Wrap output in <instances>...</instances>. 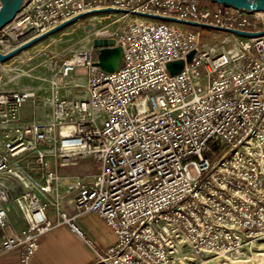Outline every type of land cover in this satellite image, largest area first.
<instances>
[{
    "label": "built area",
    "instance_id": "obj_1",
    "mask_svg": "<svg viewBox=\"0 0 264 264\" xmlns=\"http://www.w3.org/2000/svg\"><path fill=\"white\" fill-rule=\"evenodd\" d=\"M102 8L264 30V12L201 0H28L0 31V51ZM123 14L129 20L120 29L99 28L51 80L42 100L49 120L21 121L35 90L0 92V229L10 232L0 255L20 248L19 264H31L42 235L59 225L96 250L93 264H188L264 235V34L226 32L236 40L227 37L218 50L202 42L201 27ZM95 38L123 48L120 69L95 65ZM180 60L183 70L171 74L168 64ZM79 68L85 86L71 80ZM77 87L84 94L65 95ZM83 156L100 163V172L65 185L59 168ZM16 185L22 190L15 194ZM12 202L27 220L20 230L9 217ZM85 214L103 218L115 241L97 248L80 225Z\"/></svg>",
    "mask_w": 264,
    "mask_h": 264
},
{
    "label": "rangeland",
    "instance_id": "obj_2",
    "mask_svg": "<svg viewBox=\"0 0 264 264\" xmlns=\"http://www.w3.org/2000/svg\"><path fill=\"white\" fill-rule=\"evenodd\" d=\"M201 4L212 8L221 6L212 0H206V2L201 0ZM128 20L129 17L124 16L123 13L111 12L89 15L22 50L0 64V92L22 89L35 90L38 94L36 101L43 102V97L52 93L51 80L59 75L58 71L63 63L73 59L78 49L90 47L93 37H96L99 32V28L113 31L120 29ZM90 25L93 26L92 29H88ZM201 40L205 45L211 42L217 44V49L220 50L224 41L227 40L231 43L236 40V37L228 35L224 31L203 28ZM77 71L82 72L81 74L84 73L86 79L83 69L79 68ZM76 72L73 75L76 76ZM75 78V83L80 85L79 77ZM84 92L83 87L74 89V94L82 95ZM27 104L35 107L36 102ZM87 165L89 172L101 170V164L94 162L92 158L87 159ZM21 190L19 185L15 186V194ZM223 263L264 264V235L250 239L242 248L230 254H203L199 257L193 256L192 259L188 260V264Z\"/></svg>",
    "mask_w": 264,
    "mask_h": 264
},
{
    "label": "crops",
    "instance_id": "obj_3",
    "mask_svg": "<svg viewBox=\"0 0 264 264\" xmlns=\"http://www.w3.org/2000/svg\"><path fill=\"white\" fill-rule=\"evenodd\" d=\"M81 73L82 72L77 71L76 76L73 75L71 80L75 83V77H79L78 79L81 83L80 86H85L87 78L85 79L84 73ZM74 89L75 88L67 89L65 95L67 97H74L75 95H78L77 93L74 94ZM50 113V108L44 106L41 101H36L35 107L31 104L24 106L21 111V121L44 122L49 120ZM40 115L42 116L40 117ZM1 138L2 135L0 134V139ZM88 158L90 157H79L77 159V165L59 168L65 185L74 184L77 179H83L84 181L92 180L95 175L100 172V170L97 172H89V166L87 165ZM49 167H54V159L52 157ZM58 191L59 195L63 197L65 193L64 190L61 189ZM65 204L70 212L76 211L74 203L71 202L68 196L65 198ZM49 215L51 218H55L53 212H49ZM9 217L18 230L27 225V220L24 214L18 209L14 202H12V210ZM80 225L87 232V234L94 239L97 248L104 249L115 241V236L111 228L106 224L104 219L97 214L82 215L80 218ZM5 233L8 234L10 232H5L3 229H0V240ZM20 255V248L3 253L0 255V264H19ZM96 257L97 252L93 247L85 244L67 225H59L42 235L39 248L32 258L31 264H93Z\"/></svg>",
    "mask_w": 264,
    "mask_h": 264
},
{
    "label": "water",
    "instance_id": "obj_4",
    "mask_svg": "<svg viewBox=\"0 0 264 264\" xmlns=\"http://www.w3.org/2000/svg\"><path fill=\"white\" fill-rule=\"evenodd\" d=\"M0 31L10 24L15 16L21 11V9L26 5L28 0H0ZM213 2L221 5V6H232L240 10H244L247 12H264V0H212ZM128 13L139 15L143 17H151L159 20L169 21V22H178L184 23L187 25L201 27L204 29L210 30H220L228 33H235L240 36H257L264 34V30L262 31H243V30H236V29H227L221 28L217 26H213L210 24H202L192 21H180L176 18L156 15V14H149V13H141L137 11H131L126 9H115V8H102V9H95L85 13H80L64 22L59 24L58 26L52 28L51 30L38 35L32 38L26 39L23 41L19 46L14 48L13 50L3 53L0 51V63L12 58L22 50L32 46L33 44L43 40L44 38L48 37L49 35L62 30L63 28L67 27L68 25L93 14H101V13ZM93 26H89L88 29H92ZM93 45L97 49L98 53V60L95 63L96 66L100 67L105 71H116L121 68L124 59V51L123 48L120 46L115 45V39L113 38H95L93 40ZM195 51L191 52L188 56V61H192ZM185 62L183 60L171 62L168 64V68L171 74H177L183 70Z\"/></svg>",
    "mask_w": 264,
    "mask_h": 264
},
{
    "label": "bare ground",
    "instance_id": "obj_5",
    "mask_svg": "<svg viewBox=\"0 0 264 264\" xmlns=\"http://www.w3.org/2000/svg\"><path fill=\"white\" fill-rule=\"evenodd\" d=\"M259 13H263V12H259ZM224 264V263H223Z\"/></svg>",
    "mask_w": 264,
    "mask_h": 264
}]
</instances>
